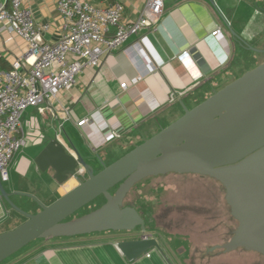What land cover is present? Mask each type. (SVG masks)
Listing matches in <instances>:
<instances>
[{
  "label": "crops",
  "instance_id": "1",
  "mask_svg": "<svg viewBox=\"0 0 264 264\" xmlns=\"http://www.w3.org/2000/svg\"><path fill=\"white\" fill-rule=\"evenodd\" d=\"M85 1L99 7L120 2L123 5V22L134 21L143 9L142 0ZM3 3L9 6V0H0V4ZM23 7L30 10L36 23L49 25L43 34L45 41L59 39L63 18L56 0H25ZM1 27L0 23V69L7 70L25 52L27 45L20 37ZM218 27L220 33L212 35ZM110 30L113 32L114 28L110 27ZM136 45L139 47L135 48ZM255 49H264V0L167 1L156 23L140 29L119 48L105 53L98 66L84 68L74 87L59 93L53 109L42 105L29 107L22 113L20 123L26 142L14 153L8 167V180L4 181L6 187L1 182L3 188H7L6 192L10 193V199L16 205L28 212H37L39 206L30 202L26 194L48 205L76 186L79 180L70 177L60 184L54 178L53 169L41 171L34 163V158L48 141L56 138L69 154L75 158L79 155L97 172L103 164L112 163L180 117L184 112L181 103L192 108L236 72L242 74L247 71V63H262L264 60L260 59L264 52H255ZM186 52L188 57L181 60L180 55ZM138 74L142 78L135 84L130 83V79ZM122 82L128 83L126 88L120 86ZM82 119L87 120L80 126L77 123ZM79 178H87L82 166ZM218 184L219 188L213 190L217 204L199 201L202 205H192L191 209L206 214L210 220L202 221L203 231L212 233L216 225L223 226L222 244L230 238L232 231L226 224L230 209L224 198V189ZM143 189L136 194L140 199L141 194L147 191ZM149 189L147 193L153 188ZM152 192L140 204L144 206L143 214L134 207L144 217L145 234L157 239L169 263L153 248L128 260L117 247V242L134 236L114 231L40 239L0 264L204 263L205 254L199 243L191 242L187 249L182 247L187 229L199 231L201 227L196 225V221L184 223L178 218L173 220L174 212L181 210L175 207L186 206L184 203L191 201L174 193H164L176 199L173 200L174 205L179 201L181 204H176L174 210L165 207L171 219L161 222L155 218L152 209L156 197ZM197 192L194 197H205L199 193L200 189ZM221 212L224 218H221ZM213 218L220 222L212 221ZM25 219L0 194V233L15 228ZM208 222L216 224L206 226Z\"/></svg>",
  "mask_w": 264,
  "mask_h": 264
},
{
  "label": "water",
  "instance_id": "2",
  "mask_svg": "<svg viewBox=\"0 0 264 264\" xmlns=\"http://www.w3.org/2000/svg\"><path fill=\"white\" fill-rule=\"evenodd\" d=\"M254 51L261 53L264 49ZM181 105L184 112L180 117L112 163L103 164L97 172L79 155L75 158L69 154L56 138L48 141L34 163L41 171L53 169L60 184L70 177L79 180L49 205L26 194L40 207L35 213L16 205L0 181L1 196L26 218L0 233V263L38 238L107 230L134 236L117 242L128 260L153 248L169 263L157 239L145 234V222L137 209L124 205L137 182L167 173L208 176L224 187L230 209L226 224L232 234L204 254L243 248L264 256V61L194 107ZM80 166L87 173L84 180L79 178ZM98 196L105 199L100 207L68 219Z\"/></svg>",
  "mask_w": 264,
  "mask_h": 264
},
{
  "label": "built area",
  "instance_id": "3",
  "mask_svg": "<svg viewBox=\"0 0 264 264\" xmlns=\"http://www.w3.org/2000/svg\"><path fill=\"white\" fill-rule=\"evenodd\" d=\"M24 1L9 0V6L0 4L1 28L27 45L10 69H0L1 182L8 180L13 155L26 142L20 123L22 113L29 107L42 105L53 109L59 93L73 88L84 68L98 66L105 53L119 48L140 29L156 23L170 0H142L143 9L131 22L122 21L123 5L118 1L99 7L85 0H56L63 23L61 36L55 42L44 40L49 25L36 23L30 10L23 7ZM110 27L114 28L113 32ZM218 33L219 27L211 34ZM187 57V52L180 55L181 60ZM141 78L138 74L130 83L135 84ZM127 85V82L120 84L122 88ZM86 120L77 124L81 126Z\"/></svg>",
  "mask_w": 264,
  "mask_h": 264
},
{
  "label": "rangeland",
  "instance_id": "4",
  "mask_svg": "<svg viewBox=\"0 0 264 264\" xmlns=\"http://www.w3.org/2000/svg\"><path fill=\"white\" fill-rule=\"evenodd\" d=\"M260 60H264V56ZM257 65L258 64L255 62L247 63L246 69L248 71L250 69L255 68ZM243 70H245V69H243ZM245 72H246V70H245ZM242 74L239 72H236L235 75L232 76V78L234 77V79H236L237 77L241 76ZM232 78L231 79L228 78L227 79L228 81H226L225 83H221L220 85H217L214 88V90L215 89H217V90L221 89L223 86H225L226 84L233 81L234 79H232ZM214 90L211 92H214ZM98 163L101 166V163L99 161H98ZM102 164H103V162H102ZM3 183H4L3 184L4 187H6V185H7L6 182H3ZM216 187L218 189L219 184L217 182H215L212 178L207 177V176L197 175V174L167 173V174H163V175L150 176V177H147V178L137 182L134 185V187L131 189L129 194L126 196V198L124 200V204L125 205L132 204L143 214L144 206H140V204L143 201H145V196L147 197L148 196L147 194H150L153 191L154 193L153 192L152 193L155 194V196H156L153 199L154 206L152 207L155 218L160 219L161 222L163 220H169V219H171L170 215L166 214L167 211H165L164 208L166 207V209H170V210H174L175 208L176 209L180 208L181 210L174 212L173 216H175V217H173L174 218L173 220L178 218V220H180L181 222H184V223L185 222L190 223L192 221H196L197 222L196 225H199L201 227L199 231L196 228H188L187 229L188 234L186 236L183 235L184 238H183L182 242H184V244H182V247L184 249H187L188 246H191V242L199 243L201 250H203L205 252V250L209 249L210 247L221 244L220 242L224 238V236L222 235L223 226L220 224L216 225L214 228V231L213 230L211 231L212 233L208 232L207 230L203 231L205 228L203 227L204 224L202 223V221H210V220H208L206 218V214L202 215L201 213H198L199 210L194 211L191 208H192V205L200 206V205L205 204V203L206 204L210 203L211 205L217 204L218 200H217V197L215 196V193L213 192V190H215ZM143 188H146L147 191H144V194L140 193L141 197H142V199H140V198H138V195H136V194H138V191L143 189ZM149 188H153V189H151L152 190L151 192L147 193L150 190ZM5 189H7V188H5ZM198 189H200L199 193H201V195H205V197H194V194L198 193L197 192ZM164 193H168V194L174 193L175 195L179 196L180 198H183V199H185L187 201H191V202L184 203V205H186V206L175 207V206H177L176 204H181V201H179L178 203H176L174 205L173 200H176V199L175 198L173 199V197H171V196H165ZM57 198H59V197H57ZM56 199H54L53 201H55ZM148 201H149V199H148ZM199 201L202 204H199ZM52 202H49L48 205ZM104 202L105 201H104L103 196H98L97 198H95L91 202L85 204L84 206H82L81 208L76 210L72 215H70L68 217V219H75L79 216L85 215V214L97 209L98 207H100ZM158 204H160V205H158ZM147 205H149V204L147 203ZM38 208H40V207H38ZM221 218H224V215L222 212H221ZM212 221L220 222V220H216L215 218H213ZM209 224H211L213 226L216 223L212 224V223L208 222L206 224V226ZM107 232H114V231L107 230V231H102V232H98V233L83 234V235H93V234L107 233ZM115 232H117V231H115ZM76 236H81V235H76ZM54 238H56V237H54ZM40 239H42V238L35 239V240L31 241L30 244L37 242ZM24 247H27V246H24ZM208 255L209 254H205L204 260H203L204 263H201V264H264V256L263 255H261L257 252H254V251H247L243 248H238V249L230 251V252L221 251L218 253H214V254H211V255H213V257H211V258L208 257Z\"/></svg>",
  "mask_w": 264,
  "mask_h": 264
},
{
  "label": "flooded vegetation",
  "instance_id": "5",
  "mask_svg": "<svg viewBox=\"0 0 264 264\" xmlns=\"http://www.w3.org/2000/svg\"><path fill=\"white\" fill-rule=\"evenodd\" d=\"M197 175H198V174H197ZM207 177H208V176H207ZM210 178H211V177H210ZM212 179H214V178H212ZM214 180H215V179H214ZM216 181H217V180H216ZM217 182H218V181H217ZM218 183H219V182H218ZM220 185H221V184H220ZM133 187H134V186H133ZM133 187H132V188H133ZM222 187H223V186H222ZM132 188H131V189H132ZM131 189H130V191H131ZM223 189H224V187H223ZM112 191H113V190H112ZM130 191H129V192H130ZM224 193H225V190H224ZM128 194H129V193H128ZM128 194H127V195H128ZM127 195H126V196H127ZM104 201H105V199H104ZM124 205H125V204H124ZM129 205L133 206L132 204H129ZM138 212H139V211H138ZM139 213H140V212H139ZM140 215H141L142 218L144 219V217H143V215H142L141 213H140ZM144 222H145V220H144Z\"/></svg>",
  "mask_w": 264,
  "mask_h": 264
},
{
  "label": "trees",
  "instance_id": "6",
  "mask_svg": "<svg viewBox=\"0 0 264 264\" xmlns=\"http://www.w3.org/2000/svg\"><path fill=\"white\" fill-rule=\"evenodd\" d=\"M10 68H11V67H10ZM10 68H9V69H10ZM4 70H6V69H4Z\"/></svg>",
  "mask_w": 264,
  "mask_h": 264
}]
</instances>
